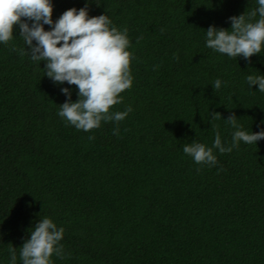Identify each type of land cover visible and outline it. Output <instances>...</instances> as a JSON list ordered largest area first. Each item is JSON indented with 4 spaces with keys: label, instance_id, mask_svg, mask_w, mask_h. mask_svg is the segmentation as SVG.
I'll return each mask as SVG.
<instances>
[{
    "label": "trees",
    "instance_id": "1",
    "mask_svg": "<svg viewBox=\"0 0 264 264\" xmlns=\"http://www.w3.org/2000/svg\"><path fill=\"white\" fill-rule=\"evenodd\" d=\"M51 2L54 22L87 4L89 17L127 28L133 83L109 111H133L77 130L58 115L61 88L76 102L77 86L20 54L18 25L0 42V264H11L10 249L22 264L20 247L46 217L65 230L51 264H264V140L214 149L213 166L183 152L193 141L211 147L212 125L230 146L233 113L242 130L264 129V92L247 82L264 75V46L250 60L206 47L210 26L231 30L229 18L257 0Z\"/></svg>",
    "mask_w": 264,
    "mask_h": 264
},
{
    "label": "clouds",
    "instance_id": "2",
    "mask_svg": "<svg viewBox=\"0 0 264 264\" xmlns=\"http://www.w3.org/2000/svg\"><path fill=\"white\" fill-rule=\"evenodd\" d=\"M258 7L239 16H232L231 30L210 26L206 30V47L228 57L242 56L246 60L261 52L264 46V0H257ZM51 0H0V42L7 44L13 39L14 26L18 25L26 49L21 55H30L33 61L45 62L46 75L54 83L75 85L78 100H71L69 88H61L67 100L60 105L58 115L77 130L90 131L99 128L101 121H122L133 111L128 106L123 112L110 113V108L122 103L120 93L132 87L130 71L132 53L128 50V30H118L107 14L89 17L88 5L77 10L70 8L54 22ZM259 14V19H254ZM31 22V23H29ZM45 25L51 30H45ZM33 41L36 43L34 44ZM15 50V49H13ZM178 59V57H177ZM250 87L259 86L264 92V75H248ZM222 81L216 79L214 91L220 89ZM212 120L221 119V114L211 113ZM235 114L226 121L234 129L232 143L225 146L217 125L211 147L193 141L183 146V152L191 156L198 165L213 166L217 158L214 149L221 154L238 148L241 141L255 144L264 140V129L249 133L242 130ZM264 123V122H262ZM114 129L113 134H118ZM94 139L93 136L89 137ZM200 169H197L199 171ZM28 238L20 247L22 264H51L55 253L63 258L64 228H58L50 218L38 221ZM11 252V264H16V254Z\"/></svg>",
    "mask_w": 264,
    "mask_h": 264
}]
</instances>
